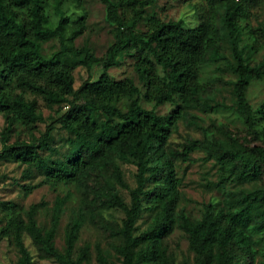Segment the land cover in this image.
Wrapping results in <instances>:
<instances>
[{
  "label": "trees",
  "instance_id": "16d2710c",
  "mask_svg": "<svg viewBox=\"0 0 264 264\" xmlns=\"http://www.w3.org/2000/svg\"><path fill=\"white\" fill-rule=\"evenodd\" d=\"M82 0H0V114L6 125L1 132L2 159L27 165L24 176L33 167L41 168L44 179L35 184H23L26 195L45 183H81L87 171L111 165L116 183L125 188L115 158L135 162L137 185L130 189L128 203L118 192L115 182L108 180L101 189L105 207L121 209L122 224L110 225L111 235L120 241L115 245L117 260L109 250L98 247L100 264H191L175 263L159 242L161 233L175 222L187 232L190 247L195 252L194 264H250L251 236L247 227L259 229L264 240V187L230 197L215 210L205 206L203 216L192 219L184 209L176 210L178 184L176 164L164 146L187 108L205 88L200 81V67L209 57L224 58L218 43L215 23L216 5L226 6L225 26L232 39L236 80L233 83L235 104L230 108L242 115L248 131L262 143L245 148L231 137L229 146L217 154L220 167L227 172L221 183L236 177H254L258 166L264 167V102L253 108L247 97L252 79H264V57L251 64L244 55V32L264 44V23L251 25L247 12L263 0H206L210 4L205 18L196 27H186L182 19L163 20L147 15L148 7L157 0H101L108 19L115 24V41L106 54L96 56L87 46L77 47L75 38L84 32L85 16H80L71 33L72 4ZM145 21L146 30L139 24ZM58 39L60 47L45 53L43 44ZM252 45L253 43L247 42ZM127 54L135 59V70L144 84L143 97L160 105L176 104L167 114H159L141 104L140 88L131 78L114 79L109 69ZM101 64L98 78L86 79L75 87L74 71L78 65L90 68ZM32 95V96H30ZM41 97L52 108L67 105L58 123L75 135L69 152L59 159L43 155L55 123L37 136L35 128L44 121L39 110ZM128 100L125 108L118 105ZM22 125L29 138L12 135ZM197 142L185 146L184 158L198 148ZM153 183L149 188L148 184ZM151 197L159 203L153 224L137 234V221L144 208L143 200ZM70 193L58 194L51 208L50 224L42 227L37 220L44 201L33 203L25 214L12 200H0L5 222L0 235L12 240L18 250L17 264H32L33 254L25 243L28 235L40 259H53L58 264H87L92 259L91 245L77 247L87 214L79 207L67 223L64 247L56 244V236L66 210ZM243 255L236 254V247Z\"/></svg>",
  "mask_w": 264,
  "mask_h": 264
},
{
  "label": "rangeland",
  "instance_id": "374dc122",
  "mask_svg": "<svg viewBox=\"0 0 264 264\" xmlns=\"http://www.w3.org/2000/svg\"><path fill=\"white\" fill-rule=\"evenodd\" d=\"M210 4L206 0H157L148 7L147 15H156L163 20L182 19L186 27L198 26L208 13ZM217 15L215 23L218 28V43L224 58L213 60L209 57L200 67V81L205 88L197 95L193 104L187 108L184 117L174 128L171 137L164 146L170 152L176 164L178 184V197L175 203L176 210L184 209L189 216L198 220L203 216L205 206L212 204L215 210L222 208L230 197H239L243 193L264 187V167L258 166L254 177L250 179H239L232 177L221 183V176L227 171L220 167L217 154L223 146H229L231 137L245 148H251L262 142L252 136L248 131L242 115L230 108L235 104L233 83L237 78L235 73V59L232 55V39L230 32L225 26L226 6L222 3L216 5ZM71 33L77 27L80 16H85L84 32L75 38V45L81 47L89 46L96 56L106 54L109 47L115 41V24L108 19L107 9L101 0H82L72 4ZM247 21L251 25L264 23V0L256 7L247 12ZM141 30H146L145 21L139 24ZM244 40L240 46L244 47V55L247 60L254 64L264 57V44L254 41L247 32L243 34ZM247 42L253 43L252 45ZM44 52L51 53L59 49L58 39H52L43 44ZM135 59L127 54L119 58L117 65L109 69L114 79L121 80L131 78L140 88L141 104L147 108L154 109L159 114H167L172 111L176 104L166 102L156 105L144 99V84L139 79L135 70ZM103 71L101 64H94L90 68L78 65L74 71L75 87H79L86 79L92 80L99 77ZM32 96V95H30ZM247 97L253 108H257L264 102V79H252L247 91ZM39 110L42 111L44 121L38 122L35 128L37 136L44 133L48 124L55 123L48 143L41 150L43 155H51L54 159L63 158L70 150L71 139L75 135L62 127L58 120L67 109V105H54L48 107L41 97ZM128 100L118 102V105L125 108ZM6 125L3 114H0V152L2 150L1 132ZM17 137L28 139L29 133L19 125L17 132L12 135L11 142ZM197 142L198 148L192 150L185 159L183 149L187 145ZM119 165L124 180L129 185L125 188L116 183L112 175V167L108 164L101 169L95 168L86 172L81 183H60L52 185L45 183L35 188L32 193L26 195L22 188L23 184H35L44 179L45 175L41 168L33 167L29 176H24L27 165L11 159L0 161V200H12L17 208L24 214L33 203L44 201L46 204L40 206L37 213L38 223L42 227L50 224L51 208L58 194L70 193L66 210L62 216L56 244L59 248L64 247V232L67 223L79 207H82L87 220L81 230L77 247L90 243L92 259L87 264H100L97 259L98 247L109 250L113 259L117 260L115 245L119 239L111 235L110 225L122 224L125 217L124 212L116 207H105L101 189L110 180L117 185L118 192L128 202H131L130 189L137 185L136 174L138 171L135 162L123 161L115 158ZM149 188L153 183L148 184ZM144 208L137 221V234L146 231L153 224L154 218L159 210V203L148 197L143 200ZM4 210L0 207V227L5 222ZM251 236V253H248L250 264H264V240L259 229L252 224L247 227ZM160 244L166 249V255L175 263L188 261L195 262V252L190 247V239L184 230L175 222L169 229L163 231L159 236ZM25 243L33 254L32 264H58L53 259H40L37 256V249L30 237L25 236ZM236 247V254L243 253ZM18 250L12 240L0 235V264H17Z\"/></svg>",
  "mask_w": 264,
  "mask_h": 264
}]
</instances>
